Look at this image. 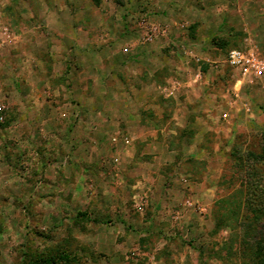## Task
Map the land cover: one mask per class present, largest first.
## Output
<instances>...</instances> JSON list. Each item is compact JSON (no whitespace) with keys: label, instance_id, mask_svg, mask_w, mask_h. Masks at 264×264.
<instances>
[{"label":"rangeland","instance_id":"374dc122","mask_svg":"<svg viewBox=\"0 0 264 264\" xmlns=\"http://www.w3.org/2000/svg\"><path fill=\"white\" fill-rule=\"evenodd\" d=\"M248 42L264 0H0V264H252Z\"/></svg>","mask_w":264,"mask_h":264},{"label":"trees","instance_id":"16d2710c","mask_svg":"<svg viewBox=\"0 0 264 264\" xmlns=\"http://www.w3.org/2000/svg\"><path fill=\"white\" fill-rule=\"evenodd\" d=\"M249 157L251 158L249 162V170L251 172V178L249 180L251 181L246 183L244 188V204L247 215L239 224L243 226L248 239L253 241V253L250 257L252 264H264V186L261 185L260 180L262 179L258 176L259 173L261 175L264 174V171H259L261 165H264V146L259 157L253 155V153L248 154L247 160ZM255 159L257 161L259 160L260 164L254 161ZM255 167L257 168L255 169ZM57 259L62 260L66 259V257L60 256ZM56 262L53 259H42L34 261L31 264H55Z\"/></svg>","mask_w":264,"mask_h":264},{"label":"built area","instance_id":"2783aa9c","mask_svg":"<svg viewBox=\"0 0 264 264\" xmlns=\"http://www.w3.org/2000/svg\"><path fill=\"white\" fill-rule=\"evenodd\" d=\"M165 32V29L153 26L150 30L148 29L144 38L145 40L151 41L152 36L164 35ZM186 53L187 51H185ZM190 54L189 52L187 53V55ZM191 57L196 62L200 61V58L196 55H192ZM224 63L240 77L237 83L245 78L261 79L264 77V55L258 53L251 42L228 50L224 58ZM198 76L199 73L196 74V77Z\"/></svg>","mask_w":264,"mask_h":264},{"label":"crops","instance_id":"0c3cea01","mask_svg":"<svg viewBox=\"0 0 264 264\" xmlns=\"http://www.w3.org/2000/svg\"><path fill=\"white\" fill-rule=\"evenodd\" d=\"M166 89V87H164V92L167 94V95H170V94H173L174 92H173V90H171V88H167V90H165Z\"/></svg>","mask_w":264,"mask_h":264}]
</instances>
